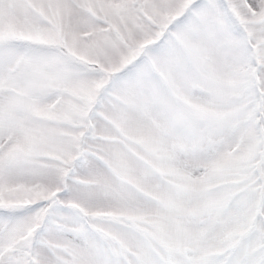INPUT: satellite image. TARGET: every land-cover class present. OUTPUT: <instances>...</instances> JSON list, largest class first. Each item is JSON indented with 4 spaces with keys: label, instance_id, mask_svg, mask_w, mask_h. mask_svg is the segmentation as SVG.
Wrapping results in <instances>:
<instances>
[{
    "label": "snow or ice",
    "instance_id": "6c2138e0",
    "mask_svg": "<svg viewBox=\"0 0 264 264\" xmlns=\"http://www.w3.org/2000/svg\"><path fill=\"white\" fill-rule=\"evenodd\" d=\"M0 264H264V0H0Z\"/></svg>",
    "mask_w": 264,
    "mask_h": 264
}]
</instances>
